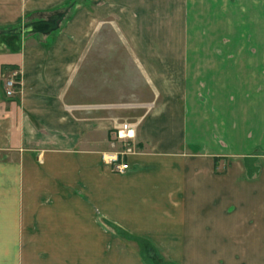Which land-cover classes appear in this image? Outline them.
I'll return each instance as SVG.
<instances>
[{"label":"crops","instance_id":"0c3cea01","mask_svg":"<svg viewBox=\"0 0 264 264\" xmlns=\"http://www.w3.org/2000/svg\"><path fill=\"white\" fill-rule=\"evenodd\" d=\"M117 230L172 264H264V0H0V264H145Z\"/></svg>","mask_w":264,"mask_h":264},{"label":"built area","instance_id":"2783aa9c","mask_svg":"<svg viewBox=\"0 0 264 264\" xmlns=\"http://www.w3.org/2000/svg\"><path fill=\"white\" fill-rule=\"evenodd\" d=\"M2 88L5 97L13 98L20 92V74L16 70L10 71L9 75L2 80ZM138 122L124 120L116 123L113 127L115 140L120 143V151H109L101 154L102 162L108 165L112 172L124 174L131 169L127 157L133 155L136 150ZM114 146V143H112Z\"/></svg>","mask_w":264,"mask_h":264},{"label":"rangeland","instance_id":"374dc122","mask_svg":"<svg viewBox=\"0 0 264 264\" xmlns=\"http://www.w3.org/2000/svg\"><path fill=\"white\" fill-rule=\"evenodd\" d=\"M54 33V32H52ZM107 34H110V31L106 32ZM99 42V41H98ZM109 46V47H116L118 46L117 42H116V39L114 38H107L105 40H102L101 44L99 43V46ZM109 67H112L111 65ZM115 67V66H114ZM95 73H101V71H97ZM110 73V76L113 77V75L115 74V71L111 70V72L109 71ZM115 78V76L113 77ZM149 98H147V96H142L141 97V100H140V103H126L124 106V108H127L126 110H129L130 112H137L138 115H145L146 113H148V111L150 110L149 107L152 105L149 101H148ZM135 114V113H134ZM135 116H132L130 118H128L127 120L128 121H131V122H138V121H135L133 120ZM133 120V121H132ZM123 121V119H120V120H117V122H121ZM116 125V123L114 124V126ZM138 127V126H137ZM113 129V127H112ZM111 137V140L112 142L114 143V146H112L111 144V147H112V151H120L121 150V147H120V143L117 142V140H115L114 138V135H113V130H112V134L110 135Z\"/></svg>","mask_w":264,"mask_h":264},{"label":"trees","instance_id":"16d2710c","mask_svg":"<svg viewBox=\"0 0 264 264\" xmlns=\"http://www.w3.org/2000/svg\"><path fill=\"white\" fill-rule=\"evenodd\" d=\"M15 28H10L7 30L6 35L14 33ZM121 236L127 240H131L136 243L138 250L142 256L145 264H172L165 260V258L159 254L152 245L144 239L137 238L131 235H128L120 230H117Z\"/></svg>","mask_w":264,"mask_h":264},{"label":"water","instance_id":"95a60500","mask_svg":"<svg viewBox=\"0 0 264 264\" xmlns=\"http://www.w3.org/2000/svg\"><path fill=\"white\" fill-rule=\"evenodd\" d=\"M33 27V28H32ZM39 28L43 29V30H47L50 28V26L48 24H43L42 26H29V29L25 30L26 32L27 31H30V30H39Z\"/></svg>","mask_w":264,"mask_h":264}]
</instances>
